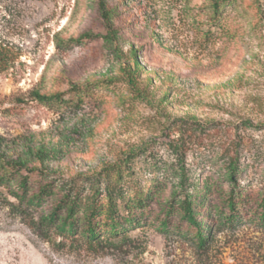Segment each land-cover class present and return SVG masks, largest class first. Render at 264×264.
<instances>
[{
	"label": "rangeland",
	"instance_id": "374dc122",
	"mask_svg": "<svg viewBox=\"0 0 264 264\" xmlns=\"http://www.w3.org/2000/svg\"><path fill=\"white\" fill-rule=\"evenodd\" d=\"M98 1L0 0V160L20 155L56 195L75 185L104 203L99 173L121 165L113 197L151 190L154 213L177 196L181 171L201 213L233 191L260 196L264 0H104L108 20ZM96 82L77 110L33 96ZM55 200L26 208L0 186V264H264V225L251 212L212 224L203 246L146 225L89 250L34 226Z\"/></svg>",
	"mask_w": 264,
	"mask_h": 264
},
{
	"label": "trees",
	"instance_id": "16d2710c",
	"mask_svg": "<svg viewBox=\"0 0 264 264\" xmlns=\"http://www.w3.org/2000/svg\"><path fill=\"white\" fill-rule=\"evenodd\" d=\"M98 2L102 17L108 20L109 12L105 1ZM219 2L220 6H225L234 1L219 0L216 4ZM132 80L133 76L128 73V81ZM98 84L97 82L87 84L83 88L74 86L68 94L61 92L48 95L35 91L33 96L51 108L77 110L82 106L88 90ZM2 143L3 139L0 136V146ZM27 152L32 153L30 148L25 151ZM235 159L225 167L230 183H236L239 172ZM41 174L34 167H29L27 159L20 155L0 160V186L5 188L7 195H11L19 205L26 208L42 207L50 198L56 199L47 211L42 212L34 226L47 240H51L52 235H55L63 245L69 242L70 245H83L89 250H97L103 246L116 247L130 241L131 230L150 225L159 232L174 233L191 239L197 246H203L211 234L212 224L230 225L251 212V217H255L264 225V192L260 196L255 195L251 199H246L236 196L233 191L232 194L222 197L220 204L208 203V207L201 213L199 208L204 205V200L198 193H192L193 191L188 189L192 185L186 183L184 171L178 174L179 189L173 191L177 196L169 203H160L158 213H154L150 205L153 199L151 190L139 191L134 198L113 197L111 184L121 180L123 174L121 165L104 167L99 173V176L106 180L105 203L96 198L83 199L81 188L78 189L75 185L61 187V195H56L52 182L41 183ZM33 184L37 185L35 191ZM202 188L204 194L210 191L209 186L204 185ZM250 201L252 203H249Z\"/></svg>",
	"mask_w": 264,
	"mask_h": 264
}]
</instances>
